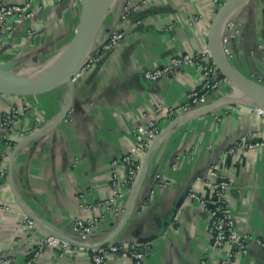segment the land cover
<instances>
[{
    "label": "crops",
    "instance_id": "obj_1",
    "mask_svg": "<svg viewBox=\"0 0 264 264\" xmlns=\"http://www.w3.org/2000/svg\"><path fill=\"white\" fill-rule=\"evenodd\" d=\"M64 1L33 0V19L7 21L0 65L43 64L64 49L76 30L81 0ZM217 1L114 0L93 48L116 26L123 41L73 79L71 99L66 86L29 96L0 94V115L20 110L9 131L0 119V168L5 171L0 204L9 208L0 210L1 256L23 264L33 245L31 236L43 238L49 231L76 242L74 223L83 220L96 221L88 239L92 246L147 245L144 264H217L222 252L210 247L207 214L188 197L190 191L211 194L204 178L217 165L230 182L227 200L235 227L247 237L248 253L237 264H264V247L256 242L264 244V149L229 151L234 143L248 140L264 146V115L252 104L216 102L232 91L227 81L209 107L164 120L168 108L182 105L198 87L200 73L186 67L152 82L143 77L172 56L208 50L210 24L226 0ZM230 20L239 33L223 46L229 61L264 85V0H250ZM153 122L161 134L136 153L138 171L123 185L128 173L122 158L136 147L134 130ZM113 178L121 182L117 194ZM109 201L107 208L92 210ZM25 219L38 229L23 234L19 226ZM92 250L70 244L46 247L33 264H91ZM105 264L132 262L114 255Z\"/></svg>",
    "mask_w": 264,
    "mask_h": 264
},
{
    "label": "built area",
    "instance_id": "obj_2",
    "mask_svg": "<svg viewBox=\"0 0 264 264\" xmlns=\"http://www.w3.org/2000/svg\"><path fill=\"white\" fill-rule=\"evenodd\" d=\"M218 2L217 0H214ZM33 0H26L22 4L12 5L7 3H0V39L5 31V24L7 21L14 20L15 22H24L34 18V10L32 8ZM128 9H124L121 15V20L125 19ZM238 26L233 20H228L222 29L221 44L225 55L224 44L236 38L238 35ZM124 38V33L116 26L107 35L104 44L97 52H90L86 57L84 64L79 74L91 69L97 62L98 57L102 53L111 51L118 47ZM2 44L0 43V50ZM186 67H193L200 73L201 81L198 87L190 92L186 101L175 108H168L164 113V120L179 119L191 111L197 109H205L212 96L220 89L221 85L227 80L219 73L213 64L208 50L204 53H185L172 56L168 59L167 64L155 67L152 70L144 71L143 77L148 81H156L163 77H169L180 73ZM78 74V75H79ZM77 75V76H78ZM24 111H28V107H24ZM258 114L264 115V109L257 108ZM20 114V110L11 109L8 113L0 115L2 121L1 125L5 131H9L13 121ZM161 134V129L157 122L149 124L147 127H138L134 130L136 139V147L122 158V162L127 167V178L123 181V185L130 183L138 171L136 165V153L140 150H147V148L156 140ZM9 147V146H8ZM262 147L263 144L254 141H242L234 143L229 149L234 152L236 148L253 149ZM5 171L0 168V188L1 179L4 177ZM211 194L208 197H203L199 193L190 191L188 197L191 201L197 203L207 214V227L210 236V247L213 250H220L222 257L217 264H237L238 257L246 256L248 253L247 237L242 236L236 229L231 209L227 200V192L230 188V182L219 173L217 165L212 166L208 172L207 177L204 178ZM163 187L167 184L163 180H159ZM112 191L114 194L119 192L121 182L118 180H111ZM110 202L98 203L92 207L93 211L105 209L110 205ZM0 210L9 211V208L0 204ZM96 221L85 222L77 220L74 223V231L76 232V242L83 245H90L88 239L94 233ZM38 227L34 221L25 219L19 226V230L27 235L32 231L37 230ZM33 238V245L26 251V259L23 264H33L46 247L51 248H66L68 243L60 241L58 238L46 235L39 238L35 234ZM258 245L264 247V244L257 240ZM148 254L147 245L133 243L129 246L122 244H109L101 246L92 250L91 264H105L110 256H119L121 258L129 259L132 264H144V259ZM0 264H11V259L8 256L0 255Z\"/></svg>",
    "mask_w": 264,
    "mask_h": 264
},
{
    "label": "water",
    "instance_id": "obj_3",
    "mask_svg": "<svg viewBox=\"0 0 264 264\" xmlns=\"http://www.w3.org/2000/svg\"><path fill=\"white\" fill-rule=\"evenodd\" d=\"M69 0H65L63 4ZM114 0H81V10L76 30L71 41L65 47L66 55L60 69L54 75H46L36 81L27 82L19 79L14 71V63L0 65V94L14 96L37 95L66 86L72 96L73 79L79 74L84 61L90 52H97L104 42L97 48L93 43L98 30L109 14ZM250 0H226L217 9L208 32V52L219 73L232 86H237L257 98L264 105V85L240 73L225 55L221 44L222 29L228 20L236 14ZM264 109V107L262 108ZM173 122L170 126H173ZM149 149L144 158V165L150 155ZM181 203V199L177 206ZM58 239L68 242L72 246L85 249H95L102 245L90 246L72 242L60 237L55 232L48 233Z\"/></svg>",
    "mask_w": 264,
    "mask_h": 264
},
{
    "label": "bare ground",
    "instance_id": "obj_4",
    "mask_svg": "<svg viewBox=\"0 0 264 264\" xmlns=\"http://www.w3.org/2000/svg\"><path fill=\"white\" fill-rule=\"evenodd\" d=\"M65 55V48L56 53L53 52V55L46 59L42 65L32 64L22 67L18 70L16 75L19 79L25 80L27 82L36 81L46 75H54L60 69L61 62ZM221 103H223L225 106L247 103L252 104L257 108L264 107V105L257 98L237 86H233L232 92L228 94L226 98L221 101Z\"/></svg>",
    "mask_w": 264,
    "mask_h": 264
},
{
    "label": "rangeland",
    "instance_id": "obj_5",
    "mask_svg": "<svg viewBox=\"0 0 264 264\" xmlns=\"http://www.w3.org/2000/svg\"><path fill=\"white\" fill-rule=\"evenodd\" d=\"M37 65H42V62L37 63ZM20 68H22V66H21V67H20V66H19V67H15V69H14L13 72H18V70H19ZM231 87H233V86H231ZM232 90H233V89H232ZM231 92H232V91H231ZM231 92H230V93H231ZM230 93H229V94H230ZM227 95H228V94H227ZM227 95H226V96H227ZM226 96H224L223 98H220V99L217 98V99H216V100H217L216 102H218V100H221V99L226 98ZM216 102H215V103H216ZM215 103H214V104H215ZM214 104H213V106H214ZM210 105H211V102H208V104H207L206 107H209ZM251 107H252V106H251ZM252 108H253V107H252ZM254 108H255V107H254ZM255 109H256V108H255Z\"/></svg>",
    "mask_w": 264,
    "mask_h": 264
}]
</instances>
